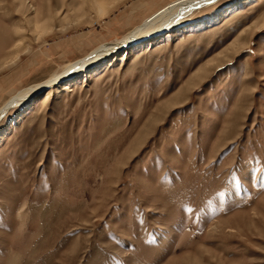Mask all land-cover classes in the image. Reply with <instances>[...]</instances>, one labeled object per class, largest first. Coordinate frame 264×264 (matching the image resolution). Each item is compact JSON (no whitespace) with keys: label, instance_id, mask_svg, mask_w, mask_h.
Returning <instances> with one entry per match:
<instances>
[{"label":"rangeland","instance_id":"1","mask_svg":"<svg viewBox=\"0 0 264 264\" xmlns=\"http://www.w3.org/2000/svg\"><path fill=\"white\" fill-rule=\"evenodd\" d=\"M173 1L0 0V109ZM46 87L0 118V264H264V0Z\"/></svg>","mask_w":264,"mask_h":264},{"label":"bare ground","instance_id":"2","mask_svg":"<svg viewBox=\"0 0 264 264\" xmlns=\"http://www.w3.org/2000/svg\"><path fill=\"white\" fill-rule=\"evenodd\" d=\"M217 1L218 0H176L169 3L165 8L161 9L151 17L146 18L139 26L134 29V31L129 34V36L123 42L115 45L114 47L102 45L89 53L86 57L76 61L75 63L68 64L60 75L55 74L44 84L38 85L37 87H30L17 93L0 109V118L11 106L27 99V97L32 95L41 86H49L51 88L46 92L45 101H48L53 95L54 87L63 77L67 75H73L77 71H82L83 69L87 68L88 65L94 63L97 59L108 56L114 50L116 51L118 47L126 46L133 41L147 36H152L155 30L160 26L171 25L172 22L179 19V17L185 16L193 10L216 3ZM64 89L71 90L68 84Z\"/></svg>","mask_w":264,"mask_h":264},{"label":"water","instance_id":"3","mask_svg":"<svg viewBox=\"0 0 264 264\" xmlns=\"http://www.w3.org/2000/svg\"><path fill=\"white\" fill-rule=\"evenodd\" d=\"M46 88H47V87H45V86H41V87L38 88L36 91H43V92H45V91H46ZM36 91H35V92H36ZM35 92H34V93H35ZM34 93H33V94H34Z\"/></svg>","mask_w":264,"mask_h":264}]
</instances>
